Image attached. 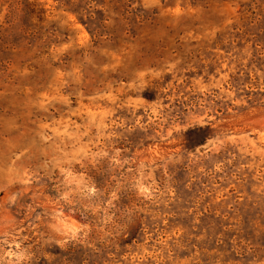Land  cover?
<instances>
[{"label": "rangeland", "instance_id": "1", "mask_svg": "<svg viewBox=\"0 0 264 264\" xmlns=\"http://www.w3.org/2000/svg\"><path fill=\"white\" fill-rule=\"evenodd\" d=\"M0 264H264V0H0Z\"/></svg>", "mask_w": 264, "mask_h": 264}, {"label": "trees", "instance_id": "2", "mask_svg": "<svg viewBox=\"0 0 264 264\" xmlns=\"http://www.w3.org/2000/svg\"><path fill=\"white\" fill-rule=\"evenodd\" d=\"M56 73V72H55ZM196 144H200V142H195Z\"/></svg>", "mask_w": 264, "mask_h": 264}]
</instances>
